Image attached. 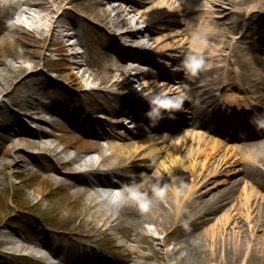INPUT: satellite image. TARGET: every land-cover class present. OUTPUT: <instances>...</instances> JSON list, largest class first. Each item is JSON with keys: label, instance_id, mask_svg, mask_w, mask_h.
Segmentation results:
<instances>
[{"label": "bare ground", "instance_id": "bare-ground-1", "mask_svg": "<svg viewBox=\"0 0 264 264\" xmlns=\"http://www.w3.org/2000/svg\"><path fill=\"white\" fill-rule=\"evenodd\" d=\"M55 1L59 4L65 0H7L6 4L1 6L0 12H5L9 8L15 9L19 12V20L22 21L21 13L26 12V8L43 7L45 4L51 6L50 3ZM118 1L120 4L124 3L135 8L133 12H135L138 19L130 18L125 8L120 7L121 5L111 6L112 0H105V2L95 0L89 6V13L113 30L111 36L109 34L103 37H110L113 40H126L133 46L156 52V56L159 57V60L164 61L166 67H169L170 63L173 62L183 68L182 58L188 53L187 50L189 52L192 50L190 29L200 26L197 18L190 17L198 16L200 18L201 13L195 15L193 10H180L177 0H159L151 9H144L146 4L152 3L151 0ZM198 1L204 2L209 8L207 10L209 12L227 15L224 11L213 10L215 2L225 5V0ZM263 2L264 0H255L248 7V11L244 16L248 18V22L244 20L239 38L243 45L251 44L254 36L258 35L264 26ZM229 3L233 4V2ZM223 10L226 11L227 9L223 8ZM60 16L62 14L56 20ZM178 18H183L186 24L183 31L176 28L178 24L183 25L177 20ZM185 18H188L187 21H185ZM55 24L56 22L52 23L51 21L47 28L48 31L53 30ZM222 26V23L215 25L217 29ZM82 28L79 23L74 25L73 29H69L71 36L74 35L75 37L76 32L73 31ZM7 31L13 42L18 40L15 36L19 32L17 27L8 28ZM94 34L102 36V33ZM6 40L7 36L2 35L0 39V65L4 66L0 72L2 86L6 85V81L11 76L14 79H19L22 76L18 83L20 86L15 89V92L21 94L29 92L32 95L47 92L49 88L46 86L45 80L41 79L42 73L34 65L31 64L28 68L18 66L15 70L13 69L11 66L13 59L24 60L26 54L20 51L15 57H11L7 49L2 46ZM77 41L80 42L78 38ZM41 43L43 49L49 47L48 38L43 39ZM54 45L56 46V52H64L65 46L62 43L54 42ZM185 45L189 47L186 48ZM210 45L208 44L207 49H205L207 56L209 54L213 56L214 54ZM263 48L264 43L262 42L255 48H247L246 52L237 54L235 61L232 55L230 67L228 65L224 66V72H221L220 66L215 65L216 63L226 62L230 58L231 50H225L223 61H210L207 57L209 64L214 66L202 71L192 79L180 78L181 69L173 68L172 71H176L177 74L172 76L159 75L158 78L163 77L164 80L161 82H157L151 77L152 80L145 83L141 91H138L134 84V81L140 78L136 63L149 64L151 56L135 53L124 54L121 63L113 69H107L103 77L98 80L104 89L93 90L83 95L85 102L87 101L90 106L110 103L105 111L110 116L114 115L113 119H115L120 115L123 103L116 99L112 100L111 97H123L124 91L133 95L138 92L149 91L148 98L156 93H160L161 96H176L178 93L183 92L187 96L183 109L175 113V119L170 120L175 121L184 115H193L190 128L203 133L193 132L192 134L199 135L201 138H208L209 136H206V134L210 132L225 135V142L210 140L213 145L207 150L193 139L182 138L171 141L167 137L157 136L151 137L147 141L134 142L128 145L118 143L110 145L108 146L110 147V156H107L101 148H98L97 142L91 139L84 140L81 136H76L72 143L64 144L65 149L73 151L72 158L64 161L58 158L56 151L45 145H40L41 140L51 138L49 134L40 130L37 133H22L26 138H29V141L19 137L17 142L14 143L11 139L4 140L0 136V162L4 160L7 154L13 152V158L3 163V166L11 168L12 165H17L18 167L19 164H32L34 160L39 159L45 173L52 172L61 176L59 179L51 180L50 185H53L59 191L69 193L70 197L78 196L81 199L79 210L82 215L77 216V239H68L60 234L52 238L54 241L53 246L56 245L57 251L52 250L50 242L48 243L44 239L43 241L31 238L22 239L12 231L0 230V235L3 237L0 240V248H7L3 252L4 254L0 253V259L7 255L12 260L34 264L53 257L58 260V264H77V261L74 262V253L79 248L81 249L88 240L92 239L91 233L99 232L105 228V231L113 232L108 238L109 242L116 244L115 235L122 240V243L117 244L116 251L118 253L116 252L114 256H118L124 261L129 260L130 263L128 264H142V262L149 261L157 262V264H264V195L246 187L238 188L236 191L239 192L233 197L225 196L223 190L216 191L218 187L229 183L231 188L228 189V192H233L239 180L231 182V179L240 172L251 171L254 173L255 169L260 171L261 176L259 180L253 178L251 182L264 187V154H257L256 147H259V145L226 146V142L230 140V137L236 135L232 134L233 132L230 130L233 128L240 130V127H244L247 123L250 126L246 115L253 111L259 112L260 108H264V58L260 55ZM36 56L40 58L42 55L36 53ZM74 56L77 55L74 54ZM51 64L52 62L43 60L44 66ZM242 66L250 67L247 70L249 73L241 72ZM118 71L122 73V77L116 79L115 73ZM129 71H133L134 75H129ZM55 77L60 78L69 87L76 85L67 75H57ZM93 80L95 79L93 78ZM46 81L55 85L58 84L54 77H49ZM12 95L14 94L10 96ZM10 96L7 98L8 101L12 99ZM92 97L100 98L101 101H93ZM90 98L92 101H90ZM211 98L223 99V102L229 104L232 108L225 119L226 126H216L214 124L217 116L211 118L213 110L210 111L209 107L205 106L207 100ZM23 99L16 105L24 104L21 111L27 113L23 117H33L32 120L40 125L56 126V123L59 122L58 119L45 121L42 112L37 106L33 105L32 96L28 95ZM190 99H192V104ZM188 103L189 106L186 105ZM81 107V103L74 100V104L69 106L68 111L70 112L66 114L68 119L75 122L77 116L80 115ZM28 108L29 110H27ZM128 109L136 115L134 120L145 118L144 114L139 115L137 108L134 110L132 107H128ZM0 117L3 120H5V117L14 118V114L7 111L4 101H0ZM95 118L97 116L93 114L91 116H81L79 126H77H83V134L80 132L81 135L89 138L93 135L96 136L90 129L94 122L100 123V120L96 121ZM206 120H209V122H206ZM120 121L128 122V119L125 120L121 117L111 122L119 124ZM259 126L263 127V131L261 133L253 132V135L264 137V125L259 124ZM7 127L10 128L11 126L8 125ZM188 134L189 131L184 132L183 135ZM56 140L58 144H61V137L56 138ZM126 140V137H119L121 142ZM166 141L171 142L168 143V148H163L162 144ZM144 143H149L148 147L150 149L146 153L139 150L145 145ZM92 146L100 151L99 160L96 163L89 156V152L95 150ZM219 147H223V149H218ZM228 148L232 150L227 151ZM32 150L37 151V153H31ZM164 151L169 158L179 154L181 159L178 160V157H175L172 168L166 166L163 160L160 161L156 167L158 169L156 172L157 177L155 180L153 178L154 181L151 180L145 184L142 180L146 176L143 173L141 174L139 170H150L152 164L156 162L158 155H160L159 153ZM83 153L88 154L83 157L85 159L80 157ZM240 153L248 157L247 166L243 161L235 159V154ZM49 155L55 158L57 164L51 166L44 162V158ZM73 162L79 163L77 167L81 169L80 171L69 169L61 173L59 167L66 170V167ZM176 167L181 169L177 173ZM186 169H188L187 177L183 172ZM196 169H199L204 175L197 172L196 178L198 179L201 176L197 180L198 186L201 185V187L194 191V186L187 184L188 182H183V179L186 181L190 179L189 182L191 183L193 175L196 174ZM203 178H207L209 181H204ZM132 184L138 185L140 191L146 193L152 201L147 212L141 210L139 202L130 199L125 201L121 198V193L127 196L124 191L125 186ZM153 185L160 187L167 185L163 198L155 196ZM98 189L103 190V193L119 190L117 203H107L105 194L100 193ZM177 189H180V191L177 192ZM38 194L40 193L38 192ZM208 195L210 197L206 199L205 197ZM224 206H227V212L219 215ZM97 223L98 226H96ZM145 223L153 226L154 234L161 236L162 240L160 242L163 246L168 247V250L163 253L162 259L145 256L142 253L143 251H139L140 247L131 245L133 243H145L146 239L140 235L139 231ZM185 224L188 227H185ZM92 251V249L86 250L83 248L81 252L82 259L80 260L82 264H92L91 262L95 257L88 255ZM59 253L62 257L57 255ZM96 261L98 263L102 262V260ZM137 261L141 262L138 263ZM100 264L111 263L105 260V263ZM118 264L126 263L120 261Z\"/></svg>", "mask_w": 264, "mask_h": 264}, {"label": "rangeland", "instance_id": "rangeland-1", "mask_svg": "<svg viewBox=\"0 0 264 264\" xmlns=\"http://www.w3.org/2000/svg\"><path fill=\"white\" fill-rule=\"evenodd\" d=\"M102 1L105 2V0ZM151 1L152 3L146 4L144 9H151L159 0ZM253 1L255 0H225V5L215 2L216 4L214 5L213 10L224 11L227 15L207 13V6H205L204 3H199L198 0H177V4L179 9L183 11L190 8L191 10L206 12L203 14L202 18H199V24L207 25L208 23H211L214 26L216 32L214 36L210 37L211 42L209 43H211L210 46L213 48V52H216L215 54L218 56L220 55L221 58H211L213 61H223L225 50H227L229 46L232 48L237 47L238 44L231 45V40L233 38L236 40L239 36L241 29L243 28V18L247 12V6ZM6 2L7 0H0V8L5 5ZM94 2L95 0H65L63 3L59 4L57 1L51 2V6L44 3L45 5L43 7L36 6L30 7L29 9L26 8V12L21 13L22 21L19 20V12L15 9L9 8L5 12H0V39L2 35L7 36V40L2 44V46L7 49L11 57H15L20 51H23L26 54V59L24 60L14 58L11 66L15 70L18 66L28 68L31 64L32 66L34 65L39 71H41V79L45 80V84L49 88L47 92H40L35 95H32L29 92H24L23 94L15 92V89H18L20 86L18 83L22 76L19 77V79H14L13 76H11V78L6 81V85L4 86L0 83V101H4L7 111L14 114L13 119L5 117V120H3V118L0 117V136L4 140L11 139L14 143L17 142L19 137H23L29 141V138H26L23 134L27 132L37 133L40 130L51 136L49 139L41 140L39 142L40 145L50 147L52 150L56 151L58 158L63 159L64 161L69 160L73 156V151L65 149L64 144L72 143L76 136H81L84 140L91 139L94 142H97L98 148H101L103 153L107 156H110V147H108L110 145H115L116 143L120 145H128L134 142L147 141L151 137L157 136L167 137L169 138L168 140L171 141H177L182 138H186L187 140L193 139L198 141L200 145H203L206 150L213 145V142L210 140L224 141V138L221 135H213L210 133V135L208 134V138H201L199 135L192 134L193 132L200 134L203 132L190 128L192 120L189 115L182 117L186 126L177 128L174 132L170 133L166 129H162V131L158 132H152V130L148 129V125L145 121H134L132 118L134 114L129 111L128 107L131 108V105L138 103V106L146 105V108L147 104H149L154 97L160 95V93L153 94L152 97L148 98L147 95L150 93L149 91H144L143 93L138 92L134 95L124 91L123 97H111L112 100L116 99L117 101L119 100V102L123 103V106L120 109V115L115 117V119H113L114 115L110 116L105 111L110 103L107 105L90 106L87 101L85 102L83 98L84 94L90 93L93 90L104 89L102 84H99L98 80L103 77V74L107 69L117 67V65L121 63L122 58H124L122 57L124 54L134 52L152 56L151 65L144 64L139 67V69H143L142 71L149 75H140L143 74V72L141 70L139 71L138 75L140 78L139 80L134 81L135 88L138 91H141L144 84L148 83L152 79L151 76L156 77V75L159 72H163V69L165 68L163 61H159L156 55L150 53V51L133 46L126 40H113L110 37H103L104 35L106 36L109 34L111 36V33L113 34V30L109 29V27L103 22L97 20L89 13V6ZM118 2V0H112L111 6L121 5L120 7L125 8L126 13L130 18L135 20L138 19L135 12H133L135 8ZM229 2H233V4ZM223 8L227 10L225 11ZM61 14L62 16L56 20ZM212 17H214V20L211 22L210 19ZM31 19L32 21H30ZM177 20L183 25L181 26V24H178L176 28L183 31L186 25L183 18H178ZM51 21L52 23L56 22V24L53 30L50 29L48 31L47 28L51 24ZM78 23L81 24L83 30L78 29L73 31L74 33L76 32V36H71V31L69 29H73L74 25H77ZM217 23H222L223 26L217 29L215 27ZM12 27H17L19 29V32L15 35L18 40H15L14 42L12 41V38L9 37L10 34H8L7 31L8 28ZM94 33H102V36ZM260 37L263 38L264 34ZM45 38H48L49 47L47 49H43L41 43ZM77 38L80 42L77 41ZM21 42L23 43L21 44ZM54 42L62 43V45L65 46L64 52H56ZM185 47L188 48L189 46L185 45ZM243 48L244 46H238V49L234 50V54L237 55L239 52H243ZM36 53H39L42 56L38 58ZM74 54L77 56H74ZM260 54L264 58V52L260 51ZM43 60L52 62V64L44 66ZM227 63H230V61H227ZM216 65L220 66L222 69L224 67V64L221 62L216 63ZM170 66H175V64H171ZM3 67V65H0V72ZM243 71L248 72L246 68L243 69ZM129 73L131 76L134 75L133 71H129ZM57 75H67L76 85H74V87H69V85L61 81L60 78L55 77ZM115 75L117 77L116 79L122 77V73L119 71L116 72ZM184 76H186L185 73ZM49 77L56 78L58 84L55 85L47 82L46 80ZM93 78L95 80H93ZM159 81H161V79ZM2 90H4V92H2ZM11 94L14 95L10 96ZM28 95L32 96V100H34L33 105L39 108L45 121H49L50 119L59 120V122L56 123V126L40 125L36 121L32 120L33 117H23V115L27 113L21 111L24 104H20V106L16 105L20 101L24 100L23 98ZM9 96L12 97V99L8 101L7 98ZM92 99L93 101H101V99L97 97H92ZM92 99L90 98V101H92ZM141 99H143L144 102H141ZM74 100L80 102L82 105L79 112L80 115L77 116V120L75 122L69 120L66 115L70 112L68 109L70 105L74 104ZM27 110H29V108ZM92 114L97 116L95 120H100V123L94 122V124L90 126V129L96 134V136L93 135L89 138L80 134V132L82 133L83 126H77H79L81 116H91ZM121 117L125 120L128 119V122L120 121L119 124L111 122ZM162 121L163 120L159 121V127L164 126ZM8 125L11 127L8 128ZM244 130L245 133L249 135V129L244 127ZM185 131H189V134L183 135ZM240 132L244 136L239 133L240 138L238 140L226 142V146L230 147L258 144L260 148L256 147L257 154H264V139H247L245 138V133L243 131ZM20 134L22 135L20 136ZM59 137H61V144L56 142V138ZM119 137H126L127 140L121 142L119 141ZM171 141H166L162 144V147L168 148V143ZM144 144L145 145H143V147L139 150L146 153L150 149L148 147L149 143ZM94 146H92V148H95ZM218 149H223V147H219ZM231 150L232 149L228 148L227 151ZM30 152L33 154L37 153L35 150ZM99 154L100 151L97 148L89 152V156L94 163L98 162ZM159 154L160 155H158L156 162L152 164L153 166L150 170H139L141 174L143 173L146 176L142 180L145 184L151 180L154 181L157 177L156 172L158 169L156 167L160 161L163 160L166 166L172 168L175 157H178V160L181 159L179 154H176L177 156H172V158H169L165 151L160 152ZM86 155L88 154H81V159ZM12 158L13 152L7 154L4 160L0 162V230L12 231L16 233L17 237H21L22 239L31 238L38 241H43L44 239V241L48 243L50 242V246H53L54 241L52 238L55 235L59 236L60 234L68 239H77V216H82L79 210L81 199H79L78 196L70 197L69 193L59 191L55 189L53 185H50L51 180L59 179L61 176L55 175L52 172L45 173L39 159L34 160L32 164H19L18 167L17 165H12L11 168L3 166V163L11 160ZM235 159L243 161L246 166L248 164V157L241 153L239 155H235ZM44 162L51 166L57 164L55 158L51 155L44 158ZM78 165V162H73L70 166L66 167V170L61 169L60 167L59 169L61 170V173L66 172L69 169L72 171H80L81 169L77 167ZM180 170L181 169L176 167V173ZM187 170L188 169L183 171L186 177L188 176ZM197 172L204 175L203 172L196 169V174L193 175L191 183L189 182L190 179L187 181L183 179V182H188L187 184L194 186V191H197L201 187V185L198 186L197 183V180L201 178V176H199L198 179L196 178ZM260 176L259 170H255L254 173L251 171L240 172L231 179V182L233 180H239V183L236 184L233 192H228V189L231 188V184L229 183L218 187L216 191L223 190L225 191V196L233 197L239 192L236 191L238 188L246 187L264 195V187L251 182L253 178L259 180ZM203 179L204 181H209L207 178ZM38 192L40 194H38ZM103 194H105L104 196L107 198V203L115 204L119 199V190L114 191V194L111 192H105ZM210 195L205 198L208 199ZM227 210V206H224L219 215L224 212L226 213ZM96 226H98V223ZM139 231L140 235L145 237V243H133L131 245L140 247L141 249L139 251H143L142 253L145 256L151 258L154 257V259H162L163 253L168 250V247L163 246L160 242L162 240L161 236L154 234L153 226L145 223ZM112 233L113 232L105 231V228L99 232L97 231L91 233L92 239L88 240V242H86L81 249L83 250V248H85L86 250L92 249L99 251L98 248H94V245H98L101 248L111 249L114 253H116V246L117 244L122 243V240L119 239V236L115 235L117 239L116 244L109 242L108 238L112 235ZM2 239L3 237L0 235V240ZM18 241L19 240L17 239V242ZM53 248H55V246H53ZM6 249L7 248H0V253L4 254L3 252H5ZM81 249L79 248L73 256H78L82 251ZM12 262V258L7 255H4L3 258L0 259V264H11ZM137 262L140 263L141 261ZM34 264L43 263L38 262ZM142 264H157V262L149 261L142 262Z\"/></svg>", "mask_w": 264, "mask_h": 264}, {"label": "clouds", "instance_id": "clouds-1", "mask_svg": "<svg viewBox=\"0 0 264 264\" xmlns=\"http://www.w3.org/2000/svg\"><path fill=\"white\" fill-rule=\"evenodd\" d=\"M192 36V50L188 52L183 60V70L188 79L197 77L202 71H205L210 64L205 53L208 47L209 38L215 35V28L211 23L201 25L199 27H192L190 29ZM187 96L180 92L176 96L157 95L150 101L149 109L145 113L146 118L150 124L155 127L160 120L175 119V113L183 109V104ZM167 185L163 187L153 185V192L156 197L163 198L165 196ZM124 191L127 196L121 193V198L125 201L134 200L139 202L141 210L147 212L151 207L152 201L148 198L146 193L140 191L136 184L126 185ZM180 189H177L179 192ZM185 227H188L185 224Z\"/></svg>", "mask_w": 264, "mask_h": 264}]
</instances>
